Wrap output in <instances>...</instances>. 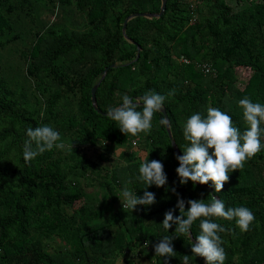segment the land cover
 Wrapping results in <instances>:
<instances>
[{
	"label": "trees",
	"instance_id": "obj_1",
	"mask_svg": "<svg viewBox=\"0 0 264 264\" xmlns=\"http://www.w3.org/2000/svg\"><path fill=\"white\" fill-rule=\"evenodd\" d=\"M160 1L0 0V264H165L153 245L177 235L175 225L161 224L177 202L173 187L185 201L209 203L214 195L226 208H249L255 220L246 232L213 218L226 229L219 233L224 264H264V149L230 172L220 193L205 184L211 194L191 181L179 184L162 112L149 133L132 136L91 105L90 87L115 63L95 89L96 107L106 113L124 95L165 96L169 131L182 155L189 143L182 125L192 114L218 108L243 132L238 101L264 104V0H165L160 16L128 19L124 38V18L156 13ZM43 125L57 130L65 147L25 163L26 129ZM92 148L99 150L94 158ZM114 153L120 163H101ZM147 153L163 164L167 184L147 188L154 204L122 208V188L137 196L145 190L136 177ZM199 222L191 241L173 238L176 253L167 264H181L183 255L189 264L203 263L190 244Z\"/></svg>",
	"mask_w": 264,
	"mask_h": 264
},
{
	"label": "clouds",
	"instance_id": "obj_2",
	"mask_svg": "<svg viewBox=\"0 0 264 264\" xmlns=\"http://www.w3.org/2000/svg\"><path fill=\"white\" fill-rule=\"evenodd\" d=\"M121 99L122 103L119 106L107 109L106 117L116 122L124 135L136 136L151 131L153 116L162 111L165 96L149 92L141 97L124 95ZM238 106L242 109L243 120L247 125L243 132L233 126L232 119L227 113L213 107L207 109L206 116L194 113L183 123V137L189 143L182 155L175 156L179 162L175 169L179 184L184 185L191 181L193 185L197 183L203 185L211 182L210 187L214 192L220 193L224 184L229 181V173L243 168L245 161L264 149V142L261 140L264 134V128L261 127L264 123V104L254 103L245 97L238 101ZM138 108L142 110H137ZM160 123L165 124L167 121L162 118ZM26 136L28 139L23 146L25 163L45 151H51L54 147L57 149L65 147L64 143H58L61 140L60 133L48 125L29 127L26 129ZM209 149L212 150L211 153ZM148 155L149 153L143 157L138 169L139 175L136 177L145 185L143 188L145 190L141 196H137L136 192L127 187L122 188L117 196L122 208L133 211L138 205L154 204L155 193L148 191L147 188L167 184L163 164L155 159L149 161ZM170 190L177 195V202L174 208L164 213L161 224L165 230L175 225L177 235L161 237L153 245L154 254L164 257L167 264V258L174 257L176 253L172 245L173 238L187 236L191 241L190 230L193 223L199 220V234L195 236V243H190L192 255L202 257L205 264H224L226 253L219 233L225 232L226 229L214 222L213 218L234 221L241 232H246L255 220L253 212L244 206L226 208L224 201L214 195H211L209 203H204L203 199L185 201L180 198L174 187ZM185 203L188 205L187 209ZM175 209L179 210V215H173ZM147 244L148 241L145 246ZM189 261V255H183L181 264H189Z\"/></svg>",
	"mask_w": 264,
	"mask_h": 264
},
{
	"label": "water",
	"instance_id": "obj_3",
	"mask_svg": "<svg viewBox=\"0 0 264 264\" xmlns=\"http://www.w3.org/2000/svg\"><path fill=\"white\" fill-rule=\"evenodd\" d=\"M164 8H165V0H161V1H160V7H159V10H158V12H156V13L139 12V13H133V14H131V15L126 16V17L124 18V20H123V22H122V26H121V32H122V34L124 35V38H126V36H125V34H124V28H125V24H126V22H127L128 19H130V18L133 17V16H144V17H148V18H150V17H158V16H160V15L163 13ZM126 39H127V38H126ZM138 50H139V47H137L136 56H137V54H138ZM114 66H115V63H110L109 65L105 66V67L102 69L101 74H100L98 80H97V81H96V82L90 87V102H91V105H92V107L94 108V110H96V112L101 113L102 115H106V113L100 111V110L96 107V102H95V89H96V87H97L99 81L103 78V76H104L105 72L107 71V69L110 68V67H114ZM121 103H122V102H121ZM121 103H120V104H121ZM120 104H118L117 106H119ZM117 106H116V107H117ZM160 112H162V114H163V116H164V119H166V121H167V123H165L164 125H165V129H166V132H167L168 138H169V140H170V144H171V146H172V149H173V151L175 152L176 155H180V153H179V151H178V149H177V147H176V145H175V143H174V141H173V139H172V137H171V134H170V131H169V126H168V120H167V117H166V115H165V111H164V109H162V111H160ZM196 185L208 189V191L212 194V189L209 188L207 185H205V184L202 185V184H199V183H197ZM190 238H191V237H190ZM202 264H205V261H204V260H203V263H202Z\"/></svg>",
	"mask_w": 264,
	"mask_h": 264
},
{
	"label": "rangeland",
	"instance_id": "obj_4",
	"mask_svg": "<svg viewBox=\"0 0 264 264\" xmlns=\"http://www.w3.org/2000/svg\"><path fill=\"white\" fill-rule=\"evenodd\" d=\"M48 18V17H46ZM53 19V16L49 17V20H52ZM98 148L97 149H91V150H88V154L94 158L95 154L98 152ZM101 163H104V164H115V163H120L118 161V159L116 158V153H114V155H111L110 156V159L109 160H102Z\"/></svg>",
	"mask_w": 264,
	"mask_h": 264
},
{
	"label": "built area",
	"instance_id": "obj_5",
	"mask_svg": "<svg viewBox=\"0 0 264 264\" xmlns=\"http://www.w3.org/2000/svg\"><path fill=\"white\" fill-rule=\"evenodd\" d=\"M178 58H179V60H180L181 62H183V63L188 62V59H187L186 57L182 56V55H180ZM196 67H199L200 70L203 71L204 73H208V72L211 71L210 66H208V65L205 64V63H201V64H198V63H197V64H196Z\"/></svg>",
	"mask_w": 264,
	"mask_h": 264
}]
</instances>
